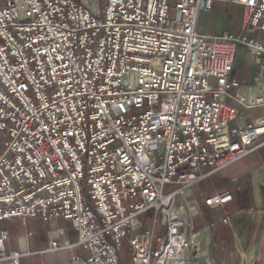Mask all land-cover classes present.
I'll return each instance as SVG.
<instances>
[{
    "label": "built area",
    "instance_id": "2783aa9c",
    "mask_svg": "<svg viewBox=\"0 0 264 264\" xmlns=\"http://www.w3.org/2000/svg\"><path fill=\"white\" fill-rule=\"evenodd\" d=\"M214 1L0 0V221H72L79 241L48 248L89 253L72 264H121L124 239L134 264L205 254L190 188L202 167L227 166L264 136V41L249 36L264 32V0H218L243 7L238 36L199 31ZM241 45L259 70L251 84L232 77ZM150 210L151 228L140 219ZM6 240L0 264H20Z\"/></svg>",
    "mask_w": 264,
    "mask_h": 264
},
{
    "label": "crops",
    "instance_id": "0c3cea01",
    "mask_svg": "<svg viewBox=\"0 0 264 264\" xmlns=\"http://www.w3.org/2000/svg\"><path fill=\"white\" fill-rule=\"evenodd\" d=\"M243 15L241 5L216 0L210 11L201 12L197 27L205 35L228 33L238 36L242 32ZM241 48L243 52L241 56L236 55L232 77L240 83L251 84L259 70L246 48ZM258 112L260 114L255 116L254 113ZM262 113L263 108L243 109L241 122H250ZM255 144L258 145L255 150L227 166L215 170L209 166L202 167L201 180L190 188V204L198 212L190 219L196 230L207 232L211 260L215 264H241L240 255L247 249H256L258 254L261 250V240L257 237L264 221V136L259 137ZM226 191L233 194L231 203L216 209L206 205L207 197ZM4 230L9 233V240L5 241L6 250L23 254L20 264H71L75 254L83 255L78 252L82 248L80 246L55 252L48 250L55 241L61 245L79 241L75 224L64 218L44 221L41 217H29L25 222L21 218H12L0 221V236Z\"/></svg>",
    "mask_w": 264,
    "mask_h": 264
},
{
    "label": "rangeland",
    "instance_id": "374dc122",
    "mask_svg": "<svg viewBox=\"0 0 264 264\" xmlns=\"http://www.w3.org/2000/svg\"><path fill=\"white\" fill-rule=\"evenodd\" d=\"M171 5H172V10L170 12L171 16L174 17V18L180 19L181 18L180 15L177 14V12L174 9L175 1H172ZM249 36L254 38V39H257V40H260V41H264V32L252 33ZM241 47H243V45L239 46L236 55H239V56L242 55L243 49ZM234 91H235V89H232V92H234ZM258 114H260V113L259 112L258 113H254L255 116H258ZM4 140H5V138L0 137L1 150H3ZM177 187H179V184H177V183L167 184L165 186V188H164V191L171 192V190H173V189H175ZM179 199H182V201H179ZM188 201L190 202V198H188ZM182 203H184V199L181 196V197H179L176 200V204L179 205V204H182ZM153 218H154V211L150 210L149 212L144 213L143 216H141L140 219H141V221H144V222L147 223V227L151 228L153 226V221H152ZM158 221L159 222H158L156 234L157 235L161 234L163 236H166L165 235V231L162 229V226H161L162 217H158ZM193 225H194V228H195L194 222H193ZM262 229H263V232H262L263 236H262V233H261ZM196 231H198V230H196ZM199 231L202 232L201 233L202 236H200V238H199V241L202 240V244H201L200 249L202 251L204 250L205 254L203 256L199 257V258H196L195 255H196V252H197L196 250L197 249H196V247H194L189 252V260H188V263H186V264H215L213 262V260H211L212 259V257H211V249L209 248L210 247V243L208 245V240H207L208 234H207V232L204 229L199 230ZM258 233H260V234H259V237H257V238H260V240H261V243H260L261 250H260L259 254H258V251L256 249H253V250L247 249L244 254L240 255V263L241 264H264V221H263L261 227L259 228ZM198 248H199V246H198ZM78 252L83 254V255L89 254L88 252H86V250L84 251L83 248H80L78 250ZM120 255H121V264H134L133 263V258H132V253L130 251V243H129L128 239H124L123 240V244H122V246L120 248Z\"/></svg>",
    "mask_w": 264,
    "mask_h": 264
},
{
    "label": "bare ground",
    "instance_id": "6f19581e",
    "mask_svg": "<svg viewBox=\"0 0 264 264\" xmlns=\"http://www.w3.org/2000/svg\"><path fill=\"white\" fill-rule=\"evenodd\" d=\"M202 236V235H201ZM201 244H202V240L199 242V248L201 247Z\"/></svg>",
    "mask_w": 264,
    "mask_h": 264
},
{
    "label": "water",
    "instance_id": "95a60500",
    "mask_svg": "<svg viewBox=\"0 0 264 264\" xmlns=\"http://www.w3.org/2000/svg\"><path fill=\"white\" fill-rule=\"evenodd\" d=\"M162 220L165 222V221H166V218H165V217H163V218H162Z\"/></svg>",
    "mask_w": 264,
    "mask_h": 264
}]
</instances>
